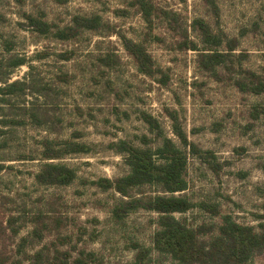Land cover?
Returning a JSON list of instances; mask_svg holds the SVG:
<instances>
[{
    "label": "rangeland",
    "instance_id": "1",
    "mask_svg": "<svg viewBox=\"0 0 264 264\" xmlns=\"http://www.w3.org/2000/svg\"><path fill=\"white\" fill-rule=\"evenodd\" d=\"M0 33L15 42L13 55H26L30 66L14 69L10 81L30 83L21 97L0 102V264L25 260L41 252V264H72L80 253H91L87 264L129 263L138 246L150 249L145 264H173L169 255L152 248L157 230L154 212L137 209L117 219L112 209L120 195L102 191L99 178L123 176L127 166L108 144L125 140L141 147L154 134L140 120V112L157 119L164 135L176 141L168 111L175 112L190 142L213 154L207 164L189 156L184 191L192 207L174 214L185 225L215 234L227 218L260 229L264 202V93L241 92L234 74L219 70L218 78L200 70L197 53L180 48L184 35L201 47L194 19L202 18L214 34L236 42L235 64L264 76V0H151L171 17L161 16L146 28L130 0H23V9L43 13L44 19L65 25L73 14H96L107 25L101 33L84 32L70 41L18 32L19 9L4 0ZM123 11L117 14L116 11ZM109 27V28H108ZM110 29L113 32H107ZM117 33L141 41L165 84L140 74ZM219 49H224V44ZM44 52V58H37ZM70 53L67 60L60 57ZM1 56V54H0ZM111 63L103 65L100 57ZM238 68V66L236 67ZM66 76V81L60 79ZM160 75H158V78ZM36 115L32 118L26 111ZM71 140L90 146L89 153L69 154L54 162L75 170L68 186H41L34 175L42 160L41 140ZM158 185L134 187L130 195H163ZM124 199V198H123ZM204 205L214 207L210 212ZM68 252L64 262L60 253ZM247 264H264V255Z\"/></svg>",
    "mask_w": 264,
    "mask_h": 264
},
{
    "label": "trees",
    "instance_id": "2",
    "mask_svg": "<svg viewBox=\"0 0 264 264\" xmlns=\"http://www.w3.org/2000/svg\"><path fill=\"white\" fill-rule=\"evenodd\" d=\"M19 9L15 12L17 19L14 26L18 32H23L37 37L49 38L56 41H70L78 38L84 32L101 33L107 25L96 14H73L69 21L59 26L44 19L41 12L34 13L23 9V0H14ZM8 1L0 0V4ZM130 6L134 7L143 20L146 28L152 30L153 24L161 16L170 18L171 13L161 10L151 0H130ZM123 11L117 10L120 14ZM0 20H4V14L0 12ZM109 28V27H108ZM191 28L197 31L201 47L184 35L180 48L197 53L196 63L200 70L211 73L218 78L219 70L234 74L232 84L241 92L253 94L264 93V76L253 71L242 69L235 64L240 56L234 55L236 42L227 39L225 42L210 29L209 24L202 18L194 19ZM107 32H113L107 29ZM116 34V33H115ZM122 46L132 58L136 70L157 82L165 84L166 76L155 62L141 41H135L117 33ZM224 44V49H219ZM15 42L5 38L0 33V102L8 104L10 98L21 97L30 89V83L26 81H10L11 72L23 65L30 66L29 57L26 55L11 54ZM37 58H44L46 53L37 52ZM70 53H63L61 58L67 60ZM99 60L105 66H109L111 60L105 56ZM238 66V68H236ZM158 75L160 77L158 78ZM66 81V76H60ZM32 118L36 115L25 107H20ZM252 117L258 119L264 116V108L253 107ZM172 121V133L176 139L164 135L156 118L146 112H140V120L146 124L154 134V140L149 141L142 137L143 144L155 143V147H141L125 140L113 141L108 148L123 158L127 166V172L123 176L113 179L99 178L94 184L102 191L112 190L120 195L119 203L112 209V215L117 219L122 218L130 211L143 209L157 214V230L152 237V248L160 253L170 256L173 264H247L254 257L264 255V223L260 229L255 230L251 226L238 224L230 219H225L217 228L215 234L204 236L201 227L192 228L177 219L174 214L185 213L192 207V203L185 197L175 195L187 187L185 174L189 156L196 157L207 164L212 163L213 154L203 150L187 138L182 129L175 112L168 111ZM1 123H20L21 120L7 121ZM0 142V148L4 146ZM42 164L39 171L34 175L35 182L41 186H68L76 178L75 170L67 165L54 162L69 154L89 153L91 148L84 143L71 140H63L59 143L49 139L41 140ZM1 162V160H0ZM3 164L0 163V169ZM141 185H158L163 195L149 197H134L130 191ZM124 198V199H123ZM210 212L215 213L214 207L204 205ZM264 210V202H263ZM264 218V213H262ZM150 249L138 246L133 259L126 264H145ZM64 262L70 258L68 252L60 253ZM91 253H80L72 260V264H87ZM25 260L28 264H41V252L27 255ZM13 264H21L15 261ZM50 264H53L50 262Z\"/></svg>",
    "mask_w": 264,
    "mask_h": 264
}]
</instances>
